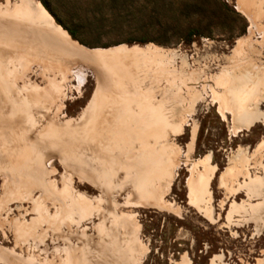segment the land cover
Listing matches in <instances>:
<instances>
[{"label": "rangeland", "instance_id": "rangeland-1", "mask_svg": "<svg viewBox=\"0 0 264 264\" xmlns=\"http://www.w3.org/2000/svg\"><path fill=\"white\" fill-rule=\"evenodd\" d=\"M24 1L0 0V110L14 120L9 139L0 128V264H264V190L241 189L264 175V118L231 121L264 112V0ZM170 27L195 33L157 35ZM57 37L110 64L67 57ZM121 108L157 121L116 139L102 119ZM96 128L113 172L48 145ZM142 152L143 178L126 173Z\"/></svg>", "mask_w": 264, "mask_h": 264}, {"label": "bare ground", "instance_id": "bare-ground-1", "mask_svg": "<svg viewBox=\"0 0 264 264\" xmlns=\"http://www.w3.org/2000/svg\"><path fill=\"white\" fill-rule=\"evenodd\" d=\"M24 1V0H23ZM26 1V0H25ZM24 1V2H25ZM27 2V4H26V6H27V10L28 11H30V10H32V9H34L35 7L30 3V2H28V1H26ZM23 3V2H22ZM25 4V3H24ZM23 6V5H22ZM25 6V7H26ZM36 9V8H35ZM37 10V9H36ZM27 12V11H26ZM32 17V20H34V19H38L41 23L43 22V24H44V22H46L44 19V17L39 13V11L36 13V15L35 16H31ZM35 22V21H34ZM35 24H37V23H35ZM46 24L47 23H45V26H46ZM37 26V25H36ZM39 26V25H38ZM32 28V27H31ZM31 30V29H30ZM33 30V29H32ZM36 30V29H35ZM34 31V30H33ZM40 32V31H39ZM41 32H43V31H41ZM48 35V34H47ZM44 36H46L45 35V32H44ZM46 37H49L50 38V36H46ZM58 39L57 40H59L60 41V43H61V45L59 46V52L60 53H63V54H67V57H68V55L69 56H71V57H73V58H75V57H77V58H84L86 61H88V62H90L92 65H94V67H95V69L97 70V72L99 71L100 72V69H101V67H104V66H108L109 64H106L107 62H105L103 65H102V62H100V60L99 59H101L100 57H97L96 55H90V54H85V53H83V52H81L77 47H75V46H72L70 43H69V41H67L65 38H63V37H57ZM49 40V39H48ZM54 40V39H53ZM30 42V44L31 45H33L34 46V44H32V41L30 40L29 41ZM35 43V42H34ZM44 44V43H43ZM43 44H41V45H43ZM37 45V44H36ZM46 45V44H45ZM48 47V46H47ZM122 56H124V54L125 53H120ZM62 55V54H61ZM126 55V57L125 58H128L127 56H129L128 54H125ZM130 55H132V54H130ZM65 57H66V55H65ZM66 57V58H67ZM130 57V56H129ZM131 58V57H130ZM135 58V57H134ZM80 60V59H79ZM120 60V59H119ZM131 61V60H130ZM128 62V61H127ZM126 63V62H125ZM130 63V62H129ZM47 68V67H46ZM48 70V69H47ZM44 72V71H43ZM49 72V71H48ZM51 72V71H50ZM45 73V72H44ZM47 73V72H46ZM80 78H82V77H80ZM84 80V79H83ZM61 91V90H60ZM54 92V91H53ZM99 93V92H98ZM17 94V93H16ZM18 95V94H17ZM15 98V97H14ZM8 99V98H7ZM16 99V101H17V103L19 104L20 102H22L23 101V99H22V101L21 100H17V98H15ZM5 105V104H4ZM11 105V104H10ZM27 107V106H26ZM5 109V108H4ZM4 109H2V107H1V110H0V122L2 123V126L0 127L1 128V132H2V134H3V136H4V138H10V135H11V133H10V129H11V127H12V121H14V120H10V119H8V118H6L5 117V111H4ZM7 109V108H6ZM25 109V108H24ZM27 109V108H26ZM10 110V109H9ZM16 111V110H15ZM15 111H11L10 110V114H13ZM28 113V110H25L24 111V116H25V118H24V121H26L27 122V119H28V117H27V113ZM5 117V118H4ZM87 119V118H86ZM86 119H84V120H82V121H84L85 122V120ZM16 122V121H15ZM89 124H90V122L89 121H87ZM85 126H83V125H81L82 127H86V122L85 123H83ZM94 124V123H93ZM95 124H97L96 122H95ZM17 125V124H16ZM15 126V125H14ZM13 126V127H14ZM17 127V126H16ZM94 127H95V125H94ZM13 129H15V128H13ZM82 129V128H81ZM83 130V129H82ZM23 131V130H22ZM11 132H13V131H11ZM89 132V131H88ZM88 132H86V131H82L81 133H72V132H69L68 130H65V132H64V130H60L59 132H56L55 131V134H56V136H58V138H52V139H50L49 140V143H48V145H53V147L55 148V150L56 151H61V153H63V151L66 153L67 152V154H68V152H70V154H72L71 152H73V153H75V154H77L78 155V160H79V163L80 162H84L85 163V161H88L89 160V162H90V164H95L96 166L98 165V163H100V168L103 166L104 167V169H105V167L106 166H104V165H106L107 163H109V161L107 162V160L106 159H101V154H100V140H102V139H104V138H101V136H100V132H99V130H98V128H96V129H92V133L90 134V133H88ZM52 133V135L53 136H55V134H54V131H52L51 132ZM52 136V137H53ZM11 137H13V136H11ZM14 144V143H13ZM33 144V143H32ZM35 144V146H37L36 144V142L34 143ZM30 145H31V143H30ZM46 145V144H45ZM16 147H14V148H12V149H14V150H19L18 149V144L16 143V145H15ZM39 146V150H41V151H43V149H45V147L43 148V146H40V145H38ZM93 146V147H92ZM20 147V146H19ZM41 147V148H40ZM24 148H25V146H24ZM14 150H11L10 152H12V151H14ZM77 151V152H76ZM16 152V151H15ZM40 152V151H39ZM133 154V153H132ZM38 155V154H37ZM68 157V156H67ZM90 158V159H88L87 160V158ZM71 158V157H70ZM73 158V157H72ZM109 160H111V156H109ZM137 159L139 160V159H141V157H138V154H133V156H132V162L130 163V164H128L127 165V167H126V170H125V172L126 173H131V172H135L136 174V176L137 177H140V178H143V175H141V174H143V172L144 171H146V167L148 166H144L145 165V163H147L148 164V161H150L148 158H147V156L145 155L144 156V160H143V157H142V159L139 161V162H137ZM3 159H1V161H2ZM10 161V160H9ZM153 161H155V160H153ZM152 160H151V162H153ZM158 162V161H157ZM24 163V162H23ZM81 163V164H82ZM104 164V165H103ZM110 164V172H113L114 171V169H113V167H111L112 165H111V163H109ZM83 165V164H82ZM85 165H86V163H85ZM89 165V164H88ZM91 166V165H90ZM129 167V168H128ZM95 168V167H94ZM96 169V168H95ZM102 169V168H101ZM41 170V169H40ZM100 172V171H99ZM142 172V173H141ZM97 173V172H96ZM91 174V173H90ZM103 174V173H102ZM106 174H107V172H106ZM108 174H110L109 172H108ZM112 174H110V175H107L108 176V178L110 177V178H112V176H111ZM134 175V176H135ZM87 176V175H86ZM135 176V177H136ZM95 177H98V176H94L93 178H95ZM128 177V176H127ZM89 178V177H88ZM102 178L104 179L105 178V176L103 175L102 176ZM128 178H130V177H128ZM131 178H132V176H131ZM106 179V178H105ZM133 179V178H132ZM129 180H131V179H129ZM135 183V182H134ZM65 211V210H64Z\"/></svg>", "mask_w": 264, "mask_h": 264}, {"label": "crops", "instance_id": "crops-1", "mask_svg": "<svg viewBox=\"0 0 264 264\" xmlns=\"http://www.w3.org/2000/svg\"><path fill=\"white\" fill-rule=\"evenodd\" d=\"M260 88L261 87L259 85H258V87L255 85L253 89L255 91H257V90H260ZM126 114H128V111L121 108L120 111H117L116 114L112 115V117H110L109 119H102V121H108L111 124H116L117 127L119 126V129L118 128H112L110 131L112 136L114 134H116V135H114L116 137V139H120L119 137L122 136L120 134H124L125 132L127 133L129 130H130V133L133 135L135 133H137V131L140 132L139 130H136V129H135L136 131H133L131 129L127 130V126H125V123H129V122L134 121V120L140 121L142 123H144V122L155 123L157 121V119H151L149 115H146V117H145L146 119H144L143 116H142V118L141 117L139 118V116H137L139 119H134V116L132 115V113L128 114V115H126ZM263 118H264V112L261 110L257 111L254 108L253 110H250V111H244V112L241 111L239 113L238 117L234 118L231 121L236 122V124H240V126L243 125L242 128H240V131H241V130H245L246 128H248L249 126H251L255 122H261L263 120ZM114 129H118V130H116V132H115ZM148 131H149V127H148ZM125 135H127V134H125ZM100 136H101V138H103L101 134H100ZM260 144L261 143H259L258 145H260ZM138 157H141V159L143 157V160H144V153L142 152L141 154H138ZM141 159H139V160L137 159V162H139ZM213 171H214V169L210 170L208 178L206 177L207 181L209 180ZM231 172H232V169L230 170V168H229L228 170H226V172L221 173L222 176H220L219 179L222 181V177L224 175L230 174ZM205 176H206V174H205ZM258 178L257 179L251 178L247 181H244L243 186H241V187H243L241 189H244L245 191L250 193L252 197H255L257 199L260 197V195L262 194V192L264 190V189H262V185L264 183V181H263L264 175L261 177L259 176ZM202 180H204L203 175H198L196 180L189 182V184H188V195L189 196L194 197V189L196 188V186H198L202 182ZM204 181L206 182V180H204ZM237 189L234 191L235 192L234 195H237V194L242 192L241 189H239V190H237ZM254 209L261 210L262 208L255 206ZM263 209H264V207H263Z\"/></svg>", "mask_w": 264, "mask_h": 264}, {"label": "trees", "instance_id": "trees-1", "mask_svg": "<svg viewBox=\"0 0 264 264\" xmlns=\"http://www.w3.org/2000/svg\"><path fill=\"white\" fill-rule=\"evenodd\" d=\"M99 1V4H103L105 1L106 2H108L110 5H113V7H114V4L116 3V1L117 0H98ZM126 1H130V0H118L117 2H121V3H123V4H126ZM153 0H151V2H152ZM154 1H156V0H154ZM42 4H43V2H42ZM43 6L45 7V5L43 4ZM113 7H110V8H113ZM221 7L223 8V10L224 11H228V10H226L227 8H226V5L223 3V4H221ZM221 7L219 6V8H218V10L219 9H221ZM46 8V7H45ZM108 10H110V9H108ZM113 11V10H112ZM177 28V29H176ZM182 29V28H181ZM169 30H172V32H170L169 34L167 33V31H164V32H161L160 34H157V35H170V37H176V38H183V37H190V36H193L194 35V33H195V31H194V29L193 28H189V27H187V28H183V32H180V30H179V27H170L169 28ZM168 30V31H169ZM151 31L152 30H150V32L149 31H146V32H144L146 35H148L149 33H151ZM68 32V34H69V36L71 37V38H73V39H75V38H77L76 37V34H75V32L73 33V31H70V30H68L67 31ZM148 33V34H147ZM152 34V33H151ZM153 35H155V34H153ZM163 36V37H164ZM142 41H144V42H155V43H163V42H167L168 41V38H162V39H160V38H147L146 40H142Z\"/></svg>", "mask_w": 264, "mask_h": 264}]
</instances>
